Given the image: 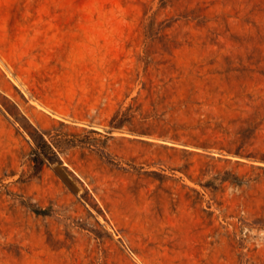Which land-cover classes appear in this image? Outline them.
<instances>
[{
  "label": "rangeland",
  "instance_id": "1",
  "mask_svg": "<svg viewBox=\"0 0 264 264\" xmlns=\"http://www.w3.org/2000/svg\"><path fill=\"white\" fill-rule=\"evenodd\" d=\"M0 264H264V0H0Z\"/></svg>",
  "mask_w": 264,
  "mask_h": 264
}]
</instances>
